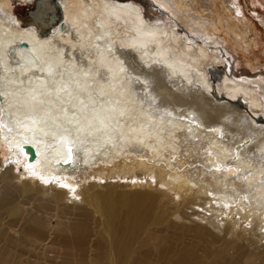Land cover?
Instances as JSON below:
<instances>
[{
  "label": "bare ground",
  "instance_id": "6f19581e",
  "mask_svg": "<svg viewBox=\"0 0 264 264\" xmlns=\"http://www.w3.org/2000/svg\"><path fill=\"white\" fill-rule=\"evenodd\" d=\"M15 1L34 3L0 0V264H166L177 219L224 236L171 264H264V42L240 1L40 0L52 21Z\"/></svg>",
  "mask_w": 264,
  "mask_h": 264
},
{
  "label": "rangeland",
  "instance_id": "374dc122",
  "mask_svg": "<svg viewBox=\"0 0 264 264\" xmlns=\"http://www.w3.org/2000/svg\"><path fill=\"white\" fill-rule=\"evenodd\" d=\"M37 1V0H36ZM35 0H34V3H32V4H30V5H23L22 3H19L18 1H15V2H13V11H14V13H15V15L19 18V19H22L23 17H30L31 16V13H33L34 15H42V16H44V15H46L47 14V12H46V14L44 13V12H42V11H44V7L43 6H45L40 0H39V3H38V1L36 2ZM139 1L140 0H136V1H134V3L137 5V4H139ZM240 1V5H241V7H242V9H243V11H245V12H247V14L246 15H251V16H249L252 20H254L255 21V23L258 25V27L260 28V33H262V40H263V42H264V28L259 24V22H256V20L254 19V18H252V16L254 15V14H252V13H255V10L257 11V7H256V5H255V0L253 1V0H239ZM149 4L147 3V1H146V10L148 11V13H149V15H151L152 17H158L159 18V20L158 21H163L164 23H165V16L166 15H164V14H162V12H160V9L159 10H157V9H154V8H152V6L150 7V6H148ZM141 10H143V12L142 13H145V9H143L140 5H137ZM149 7V8H148ZM41 9V10H40ZM45 9L48 11V14L47 15H52L53 14V16L51 17V21L54 19V17H56L55 15H56V12L55 11H52L51 9H50V4H46V6H45ZM28 10H31L30 12H27ZM159 11V12H158ZM37 13V14H36ZM52 13V14H51ZM161 13V14H160ZM30 15V16H29ZM33 15V16H34ZM32 17V16H31ZM33 19V18H32ZM174 20L175 21H177L175 18H174ZM156 21V20H155ZM179 22V21H178ZM42 23H44V22H42ZM44 25V24H43ZM42 25V26H43ZM260 25V26H259ZM185 26V25H184ZM180 28H182V29H185V28H183V24H182V22H180V26H179ZM186 27V26H185ZM187 28V27H186ZM186 30V29H185ZM187 31V30H186ZM221 41H222V39H220ZM224 46L225 47H227V45L226 44H224ZM230 46V49H231V51L234 53V55H232V56H234L236 59L234 60H231V63H232V65H233V72L234 73H237V74H239L240 75V73H241V75L242 74H245V73H243V72H245V69L246 70H250L248 67H246V65L244 64L245 62H246V59L243 57V56H241V53L239 54V53H235L236 51H233V49H232V46L231 45H229ZM261 53V54H260ZM227 54H229V53H227ZM263 53L262 52H258V55L260 56V58L263 60L262 61V70L264 71V57H263V55H262ZM233 57V58H234ZM245 59V60H244ZM233 61V62H232ZM261 76L262 77H264V74L263 73H261ZM240 101V100H239ZM17 183V186H19V184L20 183H18V181L16 182ZM3 187V181L1 180V178H0V190H2L1 188ZM116 188H119L118 189V191L120 192L122 189L121 188H123V187H116ZM17 196V199L18 200H22V202H26L25 203V205H27L28 206V204H29V202L30 201H32L33 199H28L29 200V202H27L26 201V199L27 198H25L24 199V197H27V196H22V194H16ZM15 197V198H16ZM24 200V201H23ZM28 203V204H27ZM79 214V212L77 211V210H68L63 216H64V219H67V218H71V219H73V218H75L77 215ZM54 217H52V218H50V221L51 222H53V219ZM4 220L6 219V217H4L3 218ZM2 219V221L4 222V220ZM6 221V220H5ZM182 222V223H181ZM184 222V223H183ZM188 222V223H187ZM167 224L168 225H170V227H169V230H170V232L168 231V234H169V236H168V238H167V245L169 246V248H171V249H173V251H170V249H169V251H168V255H167V257L168 258H170L169 259V262L168 263H166V264H171L170 262L173 260V258H175V256H176V254L178 253V252H180L181 250H183V249H185V248H187L191 243H197V242H202L203 240H207V241H213V240H215V246L216 245H219L220 243H221V241L218 239L219 237H221V236H224V233L223 232H218V233H216V232H214L213 231V229L211 228V227H209L208 225H207V228H197L196 226H193V225H190L191 223L187 220L186 221V223H185V221H181L180 219H177V220H172V222H167ZM185 225H186V227H185ZM171 228V229H170ZM174 228H176V230L174 229ZM196 229H198V231L200 232L198 235H195V233H196ZM172 231H174L175 232V234H173V232ZM210 232H214L215 234H216V236H212L211 234H210ZM41 257L43 256V254H39ZM47 257H49V258H52V256H53V253H51V252H47L46 254H45ZM34 258V256H30V259H33ZM171 260V261H170ZM259 264V263H258Z\"/></svg>",
  "mask_w": 264,
  "mask_h": 264
},
{
  "label": "water",
  "instance_id": "95a60500",
  "mask_svg": "<svg viewBox=\"0 0 264 264\" xmlns=\"http://www.w3.org/2000/svg\"><path fill=\"white\" fill-rule=\"evenodd\" d=\"M24 148L26 152L30 153L31 159H33L36 156L35 148L31 144H25Z\"/></svg>",
  "mask_w": 264,
  "mask_h": 264
},
{
  "label": "snow or ice",
  "instance_id": "6c2138e0",
  "mask_svg": "<svg viewBox=\"0 0 264 264\" xmlns=\"http://www.w3.org/2000/svg\"><path fill=\"white\" fill-rule=\"evenodd\" d=\"M66 186V185H65Z\"/></svg>",
  "mask_w": 264,
  "mask_h": 264
}]
</instances>
